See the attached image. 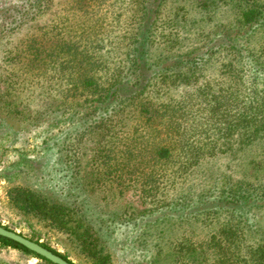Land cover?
Segmentation results:
<instances>
[{"label":"rangeland","instance_id":"374dc122","mask_svg":"<svg viewBox=\"0 0 264 264\" xmlns=\"http://www.w3.org/2000/svg\"><path fill=\"white\" fill-rule=\"evenodd\" d=\"M244 1L164 0L157 12L156 3L150 0H0L2 225L40 238L41 242L68 254L76 264H96L89 252L75 248V243L66 234L50 228L45 219L17 212L12 205L11 192L17 186H24L48 196L51 201L71 202L86 208L80 218H85L87 222L89 212H93L94 223L100 232L91 231L93 240L89 248L95 245L105 247L112 256L109 264H214L220 260L221 243H216L212 235L227 220L225 215L217 218L210 216L208 220L202 216L172 217L159 223L164 226L159 227L165 231L163 239L160 238L163 235L155 239V232L144 234L150 247L138 249L137 236L150 217H156L150 212L152 198L136 186L125 189L113 186L106 190L105 186L92 184L96 174L93 157L98 145L95 143L99 139L106 143V130L98 129L102 133H98L99 136L94 134L97 138L87 142L88 155L79 177L63 169L60 157L64 152L60 146L70 130L67 125L58 124L60 117L55 111L68 107L67 110L78 108L89 114L92 99L101 93L106 95L101 90L96 95H91L88 90L85 91L87 94H80L82 83L74 82L75 78L68 81L66 71L74 69L78 72L77 76L82 74L83 77L94 73V77L96 74L99 78L100 87L112 85L116 73L122 80L135 81L127 70L132 67L131 52L137 48L139 34L142 32L146 37V31L150 62L155 61L158 65L154 71L162 70L151 75V85L146 92L153 101L180 99L206 83L217 89L223 83L235 81V75L228 71L230 66H223L228 61L237 63V54L232 51L219 50L205 55L198 63L193 62L197 58L195 56L202 53L201 49L208 39L229 30L241 12L246 11L245 7H250ZM257 1L264 3V0ZM177 22L181 24L179 28L175 26ZM245 41L253 54L260 55L264 49V29L251 34L250 40L246 38ZM184 65L194 74L186 72ZM222 68L227 70V77H221ZM126 71L128 77H125ZM253 75L244 70L239 72V79L247 76L242 79L247 81ZM258 83L262 85V78ZM142 102L144 100L140 103L126 101L127 107L133 103V109L127 110H131L130 122L135 126L139 125L135 121L137 104ZM158 111L162 114L163 109ZM162 138L163 134L154 136L157 141ZM68 142L69 137L66 144ZM245 147V150L231 151L228 155L220 153L201 158L180 192L174 196L171 193L163 203L184 194L198 195V192L209 189L208 194L213 197L218 191L213 192L212 187H228L230 190L241 183L252 184L262 190L264 141L257 140ZM166 168L168 171L173 169L170 166ZM57 169L59 172L55 171ZM249 202L255 203L249 214L255 224L254 235L248 236V242H264V200L260 202L253 195ZM98 217H101V222H98ZM174 243L177 247H173ZM186 246L194 247L192 249H197L200 255H194V251ZM0 259L2 264H48L1 245Z\"/></svg>","mask_w":264,"mask_h":264},{"label":"trees","instance_id":"16d2710c","mask_svg":"<svg viewBox=\"0 0 264 264\" xmlns=\"http://www.w3.org/2000/svg\"><path fill=\"white\" fill-rule=\"evenodd\" d=\"M150 1L156 3L158 12L164 0H159L161 3L158 0ZM244 3L250 7H245L246 11L241 12L229 30L216 33L208 39L201 49L202 53L197 54L193 62L198 63L205 55L219 50L237 54V63L228 61L223 64L230 66L228 71L235 75V81L223 83L217 89L209 87L210 84L206 83L177 100L163 99L162 102H157L149 98L146 92L151 85V75L153 76L154 72L159 74L162 70L154 71L158 65L155 61L150 62L149 50L147 51L148 31H144L146 37L142 32L139 34L137 48L131 52L132 67H128L127 71L134 76L135 81L122 80L120 74L116 73L112 85L100 87L99 78L97 79L96 74L94 77V73L83 77L82 74L77 76L78 72L74 69L66 71L65 78L68 81L75 78L74 82L82 83L80 94H87L85 91L88 90L91 95H96L98 90H101L106 95L102 96L101 93L92 99L89 106L93 115L90 117L91 113L84 114L78 108L67 110L68 107H60L55 111L60 117L58 124L67 125L70 130L60 146V150L64 152L60 157L63 169L71 172L72 176L79 177L84 170L85 156L88 155L87 142L97 138L94 134L102 133L97 131L98 129L107 131V134H104L108 136L106 143L101 139L95 143L98 145L93 157L96 174L92 184L105 186L106 190L112 189L113 186L120 189L136 186L144 195L152 198L150 212L156 217H150L146 228L143 227L142 233L137 236L138 249L142 247V250H145L150 247L144 234L152 235L155 232V239L158 235H163L160 237L163 239L165 231L159 228H164L160 224L172 217L182 219L202 216L208 220L210 216L217 218L225 215L227 220H224L212 235L216 243H221L219 253L222 256L214 264H264V242H248V236L254 235L255 224L249 216L255 203H250L249 198L255 195L261 202L264 200V188L261 190L245 183L230 190L228 187H212L213 192L218 191L215 197L209 196V189L202 193L197 191L198 195L184 194L171 199L169 203H163L171 193L174 196L180 192L201 158L214 157L220 153L228 155L231 151L245 150V146L257 140L264 141V49L260 55L253 54L245 41L246 38L250 40L251 34L264 29V3L259 4L257 0H245ZM175 26L179 28L181 24L177 22ZM184 68L186 72L193 73L185 65ZM244 70L255 76L249 77L247 81L242 80L247 76H241L239 79V72ZM127 71L125 77H128ZM220 72L221 77H224L227 70L222 68ZM52 78L56 79L55 76ZM261 78L262 85L258 83ZM142 100L144 102L139 104ZM126 101L139 102L138 112H135L138 126L130 122L131 110L127 109H133V103L127 107ZM160 109H163L162 114L158 113ZM35 112L40 113L37 110ZM67 127L65 126V129ZM159 134H163V138L157 141L154 136ZM67 137L70 142L66 144ZM168 166L173 169L168 171ZM55 171L59 172V169ZM11 200L18 213L45 219L50 228L66 234L75 243V248L89 252L96 264L111 263L112 256L106 252L105 247L95 245L94 248H89L93 240L92 232H100L94 223L96 218L93 212L88 211L90 219L85 214L87 222L84 217L80 218L81 212L86 208L82 209L71 202L66 204L64 201H51L48 196L24 186H17L11 192ZM190 208L194 209L188 211ZM99 221H102L101 217ZM5 227L16 230L11 226ZM23 235L76 264L68 254L59 252L47 242H41L40 238ZM0 245L54 264L9 238L0 236ZM173 247H177V243H174ZM196 250L192 249L194 255L199 256L200 253ZM2 261L0 259V264Z\"/></svg>","mask_w":264,"mask_h":264},{"label":"water","instance_id":"95a60500","mask_svg":"<svg viewBox=\"0 0 264 264\" xmlns=\"http://www.w3.org/2000/svg\"><path fill=\"white\" fill-rule=\"evenodd\" d=\"M0 236L14 240L21 245L25 246L27 249L32 252L40 255L41 257L51 261L54 264H72L67 259L54 253L52 250L43 246L40 242L34 241L29 237L23 235L17 230H11L0 224Z\"/></svg>","mask_w":264,"mask_h":264}]
</instances>
